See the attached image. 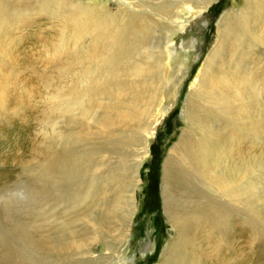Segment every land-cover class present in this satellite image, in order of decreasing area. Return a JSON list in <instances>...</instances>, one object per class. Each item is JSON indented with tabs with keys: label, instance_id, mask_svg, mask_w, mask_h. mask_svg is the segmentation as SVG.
I'll return each mask as SVG.
<instances>
[{
	"label": "bare ground",
	"instance_id": "obj_1",
	"mask_svg": "<svg viewBox=\"0 0 264 264\" xmlns=\"http://www.w3.org/2000/svg\"><path fill=\"white\" fill-rule=\"evenodd\" d=\"M32 1L39 15L41 12L42 16L57 18L63 27L73 29L75 51L82 49L83 62L88 61L92 67L81 72L82 76L75 75L81 78L76 87H67L52 98L51 110L60 115L64 129L52 132L50 137L44 135L41 175L46 181L52 178L50 183L66 185L65 189L62 186L64 192L60 189L62 192L57 191L50 199L68 209L63 212L61 209L67 207L60 206V222H52L48 216H54V211L48 214L45 209H34L23 216L14 212L0 216V264L10 262L16 254L24 259V254L15 250L14 237L21 239L27 250L49 255L62 251L68 257L73 256V251L79 254V260L68 264H105L113 259L117 248L112 251L108 244L98 242L100 253L93 243H97L98 233L111 232L108 221L118 218L119 213L116 216L115 212L123 210L120 204L125 219L128 218L124 226H118L122 227L117 235L118 249L128 238L130 220L135 214L134 198L141 183L139 170L150 151L149 139L161 121L157 114L161 94L167 88L171 54L168 45L181 28L174 21L179 17L178 8H187L182 13L190 19L212 1L141 0L130 6L123 2L117 14L74 0ZM248 2L250 8L245 14L222 24V36L231 31L229 41L237 39L233 36L236 33L249 36L250 19L255 12L264 13V0ZM134 7L142 10L136 12ZM7 10L3 1L0 27L9 21L5 17ZM14 16L17 19L22 15ZM223 42L224 38L210 53L196 85L190 89L184 109L187 128L162 164L161 194L175 239L164 251L161 264H202L200 256L192 255L193 251L187 254L186 250L194 246L192 241L206 232V227L210 228L207 235L212 232L221 238L231 235L229 228L238 230L241 224L254 234L264 231V212L258 207L264 202V191H257L264 167L260 173V163L252 149L248 151L251 165L243 163L237 152L243 141L255 144L264 137V107L261 117L256 111L260 94L246 75V62L238 58V68L225 67L222 57L227 44ZM240 70L241 78L231 77ZM173 87L174 84L168 89ZM82 134L92 139L85 141ZM233 134L237 138H232ZM236 217L239 219L235 221ZM75 225H80L78 235L71 228ZM210 235L203 240L210 241ZM255 238L254 235L249 239ZM226 245L219 240L213 247L222 251Z\"/></svg>",
	"mask_w": 264,
	"mask_h": 264
},
{
	"label": "rangeland",
	"instance_id": "obj_2",
	"mask_svg": "<svg viewBox=\"0 0 264 264\" xmlns=\"http://www.w3.org/2000/svg\"><path fill=\"white\" fill-rule=\"evenodd\" d=\"M3 1L8 6L5 17L9 21L0 27V34H3L0 37V216H8L13 212L19 213L14 215L23 216L30 214L34 209L40 212L45 209L49 211L48 214L51 211L56 213H52L54 216H48L52 222H60L58 219L63 218L61 210L65 212L68 206L65 205L67 208L61 209L60 206H65L54 204L50 198L60 189L64 192L63 188L66 185L63 183H59L60 186L55 185L50 183L52 178L46 181L41 175L44 137H50L52 132L64 129L60 115L56 110L54 112L51 110V101L53 97L61 95L60 93H63L67 87L77 86L81 78L76 76H82L85 69L92 66L87 63L88 61L86 64L83 62L85 56L82 49L75 51L71 27H63L57 18L42 16L41 12L40 16L34 9L32 0L27 2L0 0V4ZM74 1L97 8L105 7L110 14H117L119 4L125 2L130 6L131 3L141 0ZM211 1L206 9L190 19L182 13V10L187 8L184 6L178 8L179 17L174 21L180 23L181 28L171 38L173 42L168 45L171 54L168 56L169 67L166 72L167 88L164 89L165 94H161L157 114L161 121L156 127L155 134L149 139L150 151L139 170L141 183L134 198L135 214L130 220L128 238L125 245L118 249L120 238L117 235L122 229L118 226L123 225L124 220L128 218L125 219V212H123L125 210L120 204L123 210L115 212L116 216L119 213L118 218L108 221L111 232L103 230L104 232L98 233L97 243H93L96 251L100 253L102 249L98 242L108 244L112 251L117 248L113 259L105 261V264H161L164 251L175 239V230L164 211L161 194V188L164 185L162 164L187 128L184 109L191 93L190 89L196 85L203 70L202 67L219 41L221 42L224 38L225 45L229 41L231 31H229L230 34L222 36V24L230 18L235 21L238 14L239 16L245 14L248 7L250 8L248 0ZM198 2L203 3L204 0H198ZM138 10L142 9L134 7V11L139 12ZM196 11L198 10L194 9V12ZM14 13L22 16L16 19ZM248 31L247 37L241 33L233 35L237 39L229 41L226 54L222 59L229 70L238 68L240 60L246 62L244 65L246 75L248 74L252 86H255L257 93L260 94L259 110L256 111L263 117L264 13L259 15L255 12L248 23ZM243 52H245L244 58H241L240 55ZM171 58H173L172 62H170ZM225 67H222L224 71ZM234 74L231 77L241 78L242 70ZM173 84L174 87L170 91L168 88H172ZM128 134L130 135V132ZM232 138H237L236 134H233ZM81 139L88 141L92 138L82 134ZM232 148L234 150V145ZM251 149L255 159L260 163L261 173L264 167V137L261 136L260 141L255 144L242 142L241 150L237 152L243 163L247 165H251L252 162L251 155L248 154ZM224 157L225 154H222L221 158ZM257 187L258 192L264 191V176L259 179ZM57 206L59 210L61 209L60 211ZM258 207L264 212V202L258 203ZM261 218L260 216L259 219ZM238 219L239 217H236L235 221ZM241 225L238 230L234 227L229 228L231 235L227 238H221L210 232V241L205 242L203 238L208 237L209 234L207 235L206 232L210 229L206 227V232L194 238L192 241L194 246L188 247L186 253L193 251L192 255L201 257L202 264L205 262L206 264H264V231L258 230L259 233L254 234L246 225ZM79 226L71 227L76 231V235L78 231L80 232ZM254 235L256 240H250V236ZM17 238H12L14 241L16 239L15 250L19 254L23 253L24 259L16 254L10 258V262L1 264H68L80 258L79 254L74 253L75 251L72 257H68L67 252L62 251L60 254L49 255L42 251L27 250L23 241ZM219 240L227 243V247L225 246L222 251H217L213 247ZM104 254L109 252L105 251Z\"/></svg>",
	"mask_w": 264,
	"mask_h": 264
}]
</instances>
